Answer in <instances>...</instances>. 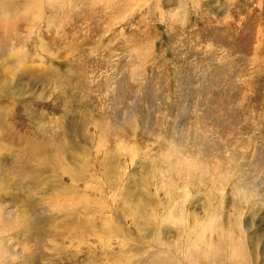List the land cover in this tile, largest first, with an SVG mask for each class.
<instances>
[{
    "label": "rangeland",
    "instance_id": "1",
    "mask_svg": "<svg viewBox=\"0 0 264 264\" xmlns=\"http://www.w3.org/2000/svg\"><path fill=\"white\" fill-rule=\"evenodd\" d=\"M2 2L0 264H264V0Z\"/></svg>",
    "mask_w": 264,
    "mask_h": 264
},
{
    "label": "bare ground",
    "instance_id": "2",
    "mask_svg": "<svg viewBox=\"0 0 264 264\" xmlns=\"http://www.w3.org/2000/svg\"><path fill=\"white\" fill-rule=\"evenodd\" d=\"M0 11H1V13H5V12H8V10H6L5 9V6L3 5V2H2V0H0ZM25 14H27V13H25ZM25 17V16H24ZM26 19H29V17H25ZM22 20H25L24 18H22ZM35 20V17H32V19H30L29 21V23H27L28 24V26H32V23H33V21ZM31 23V24H30ZM30 24V25H29ZM34 29V28H33ZM4 42L3 43H0V46H5V44L7 45L8 43L7 42H5V38H3V37H0ZM8 46V45H7ZM7 48V47H6ZM6 50V49H5ZM82 72V71H81ZM0 89H4V88H2V87H0ZM17 91H18V89H16ZM15 90V91H16ZM20 91L22 92V90L20 89ZM4 93V92H3ZM20 95V94H19ZM1 116V115H0ZM98 120V119H97ZM96 121V120H95ZM5 122V121H4ZM100 122V121H99ZM98 122V125L99 126H101V123L102 122H100L99 123ZM94 126H96V125H94ZM105 126V125H104ZM1 127V126H0ZM3 128V127H2ZM95 129V128H94ZM98 129H100V128H98ZM101 131V130H100ZM5 132V131H4ZM3 135V134H2ZM2 135L0 134V137H2ZM47 136H49V135H47ZM3 137H5L4 135H3ZM60 137V136H59ZM53 137H51V140L53 141V139H52ZM47 140H50V138L49 139H47ZM56 142V141H55ZM91 142V141H90ZM55 146V145H54ZM73 146H75V147H77L79 150H83L84 149V146H80V145H77L76 143H74L73 144ZM65 147L63 146V145H61V146H59V145H57V146H55L54 147V156H52V158L51 157H49V154H48V157H45V156H43V157H41V156H39L38 158V161H40L41 160V162H39V164H41V165H39L38 164V166H40V167H37L38 169H36V172H38V171H40V173H41V171L42 170H45V166H47V164H50V163H54V164H58L60 167H63L64 165V161H65V158L67 159V161H73V158H71V156L69 157V158H67V157H64V153H65V150H66V148L64 149ZM76 148V149H77ZM105 148V147H104ZM52 149V148H51ZM88 149V148H87ZM104 151H106V150H104ZM34 152V151H33ZM36 152V151H35ZM37 152L39 153V150H37ZM115 152V151H114ZM31 154V153H30ZM35 155L37 154V153H34ZM46 154V153H45ZM107 154H109L112 158H115V154H113V153H111V152H108ZM31 155H33V154H31ZM32 157V156H31ZM29 158H30V156H29ZM2 158H0V160H1ZM5 159V158H4ZM37 161V162H38ZM36 162V163H37ZM97 162V161H96ZM68 169V171H66ZM65 171H61L62 173L64 172V173H67V175H69V176H72L73 178H76L77 176H76V174L75 173H73V168H67ZM43 173V172H42ZM78 175H80V174H78ZM70 178V177H69ZM78 178V177H77ZM73 180V179H72ZM76 181V180H75ZM72 182V181H71ZM71 185V184H70ZM68 186H69V184H68ZM65 189H68V188H65ZM70 200L71 199H66L64 202H60L56 207H57V210H59V211H66V212H69L70 211V213L72 214V215H75V216H79L78 215V212H77V203L76 202H74V201H71L70 202ZM69 201V202H68ZM78 202V201H77ZM83 203L84 201H80L79 200V203ZM65 203H67V205L65 204ZM76 203V204H75ZM86 205V204H85ZM82 208V207H81ZM86 208H88L87 206H86ZM99 208V207H98ZM84 209V208H83ZM87 210V209H86ZM81 214V213H80ZM84 214V213H83ZM83 217V215H80V217H78V220L77 221H79L80 223H82V225H84V223H85V220H87V218H85V220L82 218ZM86 216V215H85ZM75 218V217H74ZM73 218V219H74ZM77 218V217H76ZM101 219V217L100 216H98V219ZM94 219V218H93ZM104 219V218H103ZM73 221V220H72ZM74 221H76V219L74 220ZM0 222H2V221H0ZM105 222H106V219H105V221H104V224H105ZM75 223V222H74ZM78 224V223H77ZM79 225V224H78ZM2 226H5V224L3 225L2 224ZM79 228V227H78ZM2 232V231H1ZM77 237L78 235H76V234H74L72 237ZM140 263H143V264H148L145 260H144V262H143V260H140ZM149 264H161V263H159V262H157V261H153V262H150Z\"/></svg>",
    "mask_w": 264,
    "mask_h": 264
}]
</instances>
